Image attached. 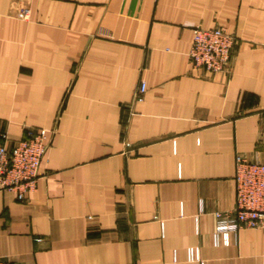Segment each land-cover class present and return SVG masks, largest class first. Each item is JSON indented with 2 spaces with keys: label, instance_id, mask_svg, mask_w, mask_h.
I'll return each instance as SVG.
<instances>
[{
  "label": "crops",
  "instance_id": "crops-1",
  "mask_svg": "<svg viewBox=\"0 0 264 264\" xmlns=\"http://www.w3.org/2000/svg\"><path fill=\"white\" fill-rule=\"evenodd\" d=\"M195 26L236 36L228 72L192 67ZM30 126L48 149L35 190H0L9 264H264V227L213 233L237 156L264 162V0H0V129Z\"/></svg>",
  "mask_w": 264,
  "mask_h": 264
},
{
  "label": "built area",
  "instance_id": "built-area-1",
  "mask_svg": "<svg viewBox=\"0 0 264 264\" xmlns=\"http://www.w3.org/2000/svg\"><path fill=\"white\" fill-rule=\"evenodd\" d=\"M21 15L25 17L26 12ZM236 44V36L223 26H195L188 52L191 65L211 74L226 73ZM145 91L146 83L141 81L135 97L142 100ZM47 149L45 128L27 127L25 136L15 140L0 129V190L17 192L21 199L27 192L35 190ZM235 180L237 196L234 208L214 212L216 243L220 237L228 243L229 234L241 228L264 227V162L238 155ZM188 258L199 259L197 248L188 249ZM0 264H9V261L0 258Z\"/></svg>",
  "mask_w": 264,
  "mask_h": 264
},
{
  "label": "rangeland",
  "instance_id": "rangeland-1",
  "mask_svg": "<svg viewBox=\"0 0 264 264\" xmlns=\"http://www.w3.org/2000/svg\"><path fill=\"white\" fill-rule=\"evenodd\" d=\"M23 11H25V12H26V15H27V13H28V10H27V9H22V10H20V12H19L20 15L22 14ZM21 16H23V15H21Z\"/></svg>",
  "mask_w": 264,
  "mask_h": 264
}]
</instances>
